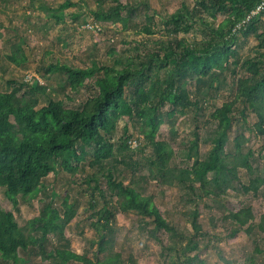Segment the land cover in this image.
Masks as SVG:
<instances>
[{"label": "rangeland", "instance_id": "obj_1", "mask_svg": "<svg viewBox=\"0 0 264 264\" xmlns=\"http://www.w3.org/2000/svg\"><path fill=\"white\" fill-rule=\"evenodd\" d=\"M67 1L0 0V92H10L14 86L21 85L24 92L28 84L38 80L48 88V94L39 95L41 106L47 105L53 98L64 101L67 108H82L97 91L93 82L89 81L85 88L73 91L64 75L47 72L52 65L60 63L87 69L98 64L117 67L119 70L131 65L133 69H139L141 64L148 63L150 55L159 54L163 57L164 45L176 46L183 41L190 46L204 43L207 34L204 30H209L195 19L198 23L189 34L176 35L172 32V25L168 24L170 18L183 9L184 4L193 11L198 7V0H118V4L123 7L120 13L122 21H117V18L101 19L114 15L117 4L111 0H71L75 6L65 10V21L58 23L50 14L59 12ZM226 17V14L219 15L214 26ZM148 28L152 31L151 36L144 32ZM256 28L248 38H241L232 47L233 57L226 71L216 70L209 77L201 79L187 74L183 83L190 99L198 102L197 106L186 109L184 113L177 111L172 116L173 108L169 104L160 109L162 124L156 139L168 142L174 149L173 167L188 168L196 158L204 160L212 149L216 126L213 113L236 99L239 82L247 74L241 68L245 61L264 54V49L259 48L257 37L264 32V16ZM18 47L24 52L18 57L24 56L28 60L21 66L10 61ZM165 75V72H160L153 78H164ZM136 84H131L126 92L132 101L136 99ZM234 116L233 129L225 150L234 154L238 139L241 138L242 153L253 154L250 158L253 173L247 168L239 169L233 187L218 199L211 196L195 197L188 188L163 185L151 177L148 157L153 150L144 139V125L137 117L129 123L120 120L114 134L113 141L117 146L123 140L130 146V150L125 153V161L129 165L119 159L118 162L111 160L110 167L126 183L138 181L137 188L143 194L154 197L163 216L174 222L180 230L191 233L190 236L198 244V250L190 253L191 256H197L196 264H240L256 254L257 246L264 249V232L261 229L256 226L254 235L243 231L233 237L230 235L231 220L226 218L228 208H236L241 203L253 208L255 224H260L264 215V185L258 192L246 193L244 189L254 179H264V134L258 127L260 118L243 103L238 105ZM195 139H198L195 151L198 157L194 152L190 158V146ZM93 160L94 156L89 155L75 176L63 170L51 174L45 179V188L37 198L25 201L20 197L16 207L6 198L5 189L0 188V206L13 212L19 226L26 228L49 202L63 211L64 198L69 195L70 203L76 205L77 216L67 226L64 235L49 237L44 246L46 253L54 252L55 249H69L95 261L119 254L127 264H170L167 249L163 245L172 244L171 235L165 231L159 232L164 242L160 244L148 235L153 225L143 230L141 218L134 213H121L111 207L115 215L109 227H95L102 200L99 204L92 201L95 182L88 180L97 170L91 167ZM135 162H139L137 167ZM99 180L102 189L106 190V180L101 177ZM196 210L200 232L194 231L190 223L191 214ZM101 223H105V220ZM101 235H105L107 240V250L103 252L99 250ZM20 256L25 260L24 264H55L54 259H43L39 246L20 252ZM254 256L258 264H264V254ZM0 264L10 263L0 260ZM67 264L83 262L73 260Z\"/></svg>", "mask_w": 264, "mask_h": 264}, {"label": "trees", "instance_id": "obj_2", "mask_svg": "<svg viewBox=\"0 0 264 264\" xmlns=\"http://www.w3.org/2000/svg\"><path fill=\"white\" fill-rule=\"evenodd\" d=\"M113 16L101 17L110 20L117 18L122 21L120 13L123 7L118 0ZM263 0H198V7L190 11L184 4L183 9L170 18L174 34H189L197 25V21L209 30H204L205 41L202 44L190 46L185 41L176 46L162 47L163 57L159 54L150 55L148 63L141 64L139 69L127 66L119 70L117 67H105L95 64L92 68L78 69L60 63L52 65L49 74H62L73 91L83 89L89 81L97 90L82 108H67L64 101L51 98L47 105L41 106V94H48V88L38 80L27 85L14 86L10 92H0V188L5 189L6 198L18 206L19 198L31 201L44 190V181L51 174L60 171L75 176L81 169L82 163L94 156L91 163L96 172L88 180L94 181L93 202L100 203L96 228L107 229L110 220L115 215L112 208L121 213H134L143 223V230L148 235L163 241L158 233H169L172 244L163 245L167 249L170 264H196L197 256L191 252L198 250V244L186 233L177 228L174 222L163 216L156 206L154 197L143 194L138 188V181L126 183L110 167L114 160L125 165V153L130 150L127 141L117 146L113 141L120 120L131 122L137 117L144 125L142 133L152 154L148 157L149 174L167 186L180 185L196 197L220 198L226 194L233 181L238 179V171L247 168L253 173V165L248 155L242 153V139H238L237 150L234 154L227 153L225 148L230 139L234 125V114L239 104L252 108L260 118L258 127L264 134V54L254 60H246L241 66L246 76L239 82L236 99L217 109L212 117L215 119V136L213 147L204 160L196 158L192 166L177 169L173 167L175 151L166 141L156 139L157 131L162 124L160 109L169 104L173 110L184 113L186 109L197 106V101L190 99L183 83L187 74L197 78L209 77L214 71L224 72L228 69L233 57L232 47L241 38H248L264 16V12L254 17L241 30H236L240 24ZM75 4L68 0L61 10L54 11L50 17L58 23L66 19L64 13ZM227 17L216 27L215 21L219 15ZM209 17L211 20H209ZM100 19V18H99ZM151 36L152 31L144 30ZM259 48L264 49V32L257 36ZM21 47L14 53L10 61L21 66L28 62ZM120 65V63H117ZM160 72H165L164 78L154 79ZM136 84L135 101L128 99L127 88ZM183 83V84H182ZM128 132V129L125 130ZM198 148V139L192 141L190 155ZM198 157V153L195 152ZM108 165L109 167H107ZM137 167L139 162H135ZM211 175V176H210ZM104 178L107 189L103 190L99 178ZM240 179V178H239ZM198 185V186H197ZM264 185V179L256 178L252 184L245 186L246 193L258 192ZM55 196H58L55 193ZM62 204L63 211L54 207L52 202L45 204L39 216L32 219L28 226H19L14 213L0 206V260L10 264H24L20 252H26L39 246L43 259H54L55 264H67L73 260L83 264H127L119 254L108 255L97 261L88 256H82L69 249H55L54 252L44 251L45 243L51 235L65 234L69 224L77 216L76 205L70 203L69 195L65 196ZM227 217L231 220V236L246 231L254 235L256 226L264 232V215L262 222L255 224L256 216L252 207L241 203L236 208H228ZM198 210L190 217L194 231L200 232ZM105 220V223H101ZM34 233L38 235L35 236ZM40 233V234H39ZM99 250H107L105 235H101ZM256 254H264V249L256 247ZM254 254V255H256ZM248 258L240 264H258L256 257ZM135 264V263H131Z\"/></svg>", "mask_w": 264, "mask_h": 264}, {"label": "built area", "instance_id": "obj_3", "mask_svg": "<svg viewBox=\"0 0 264 264\" xmlns=\"http://www.w3.org/2000/svg\"><path fill=\"white\" fill-rule=\"evenodd\" d=\"M264 12V0L253 10L240 24L237 25L236 30H241L244 26H246L254 17L260 15Z\"/></svg>", "mask_w": 264, "mask_h": 264}]
</instances>
